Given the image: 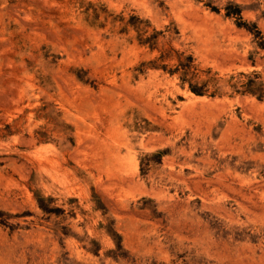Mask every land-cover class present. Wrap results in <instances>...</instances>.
I'll return each instance as SVG.
<instances>
[{"label":"rangeland","instance_id":"374dc122","mask_svg":"<svg viewBox=\"0 0 264 264\" xmlns=\"http://www.w3.org/2000/svg\"><path fill=\"white\" fill-rule=\"evenodd\" d=\"M0 264H264V0H0Z\"/></svg>","mask_w":264,"mask_h":264}]
</instances>
